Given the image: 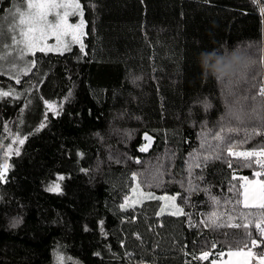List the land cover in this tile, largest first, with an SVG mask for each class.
I'll use <instances>...</instances> for the list:
<instances>
[{
	"label": "trees",
	"instance_id": "trees-1",
	"mask_svg": "<svg viewBox=\"0 0 264 264\" xmlns=\"http://www.w3.org/2000/svg\"><path fill=\"white\" fill-rule=\"evenodd\" d=\"M79 2L87 55L77 46L35 53L19 84L0 76V90L22 94L0 99V166L13 150L0 182V264H211L249 244L244 228L201 221L213 212L221 224L262 215L240 199L256 158L227 149L264 143L253 134L264 129L253 118L254 109L264 116V0ZM226 66L231 84L218 78ZM41 97L63 110L37 131ZM144 135L154 141L140 151ZM132 179L144 193L175 197L184 215L155 214L157 200L121 208L126 198L134 205Z\"/></svg>",
	"mask_w": 264,
	"mask_h": 264
},
{
	"label": "snow or ice",
	"instance_id": "snow-or-ice-1",
	"mask_svg": "<svg viewBox=\"0 0 264 264\" xmlns=\"http://www.w3.org/2000/svg\"><path fill=\"white\" fill-rule=\"evenodd\" d=\"M68 9L71 8L74 13L78 12L81 16L80 22L77 25H70L67 23V16L69 13L67 11H64L63 16H61L60 12H56V17L58 18L56 20L55 24H52L48 20V13L51 9ZM262 12H264V9H261ZM9 23L10 27L5 29L3 26H0V41H2L4 38H10L11 39V45L4 44L3 47L5 49L9 47H13L14 50H18L20 58H23L24 55L31 53L32 55H35V52L38 50L40 52H46V51H60L59 47V41L61 34H67V32L70 30L72 33V38L75 42L80 43L81 52L84 53V55H87L86 52H84V45L81 42V37L85 35L82 30L85 27V21L83 20V9L79 3V0H72L71 3H42V2H35V0H17V3L12 5V10L9 12ZM18 17V23L15 22ZM18 30V31H17ZM49 30L53 31V34L56 35V39L58 42L57 47H49L47 45L40 47L39 45L42 44L46 38L47 33ZM64 50H70L67 45L64 46ZM219 54V52H217ZM6 57H0V59H4ZM32 65H35V61H32ZM13 69H15V64L12 65ZM16 79V83L19 84L20 80L17 77H13ZM219 79L227 80L229 84L232 83V80L230 77L227 76H218ZM231 91L229 90V95H231ZM21 93H17L14 90L9 91H3L0 90V99H3L5 97H11L13 99H20ZM71 93H69V96ZM259 96L264 97V87H261L259 90ZM67 99V97L65 98ZM255 99V97H253ZM41 100L43 104L45 105L46 112H45V122H42L37 129L39 131L40 129H43L46 127V121L48 118V113L51 112L53 117H58L62 114L63 105L62 104H54L50 103L47 100H44L43 97H41ZM30 103V102H29ZM27 106V105H25ZM205 107H210L209 104L205 102ZM23 111V109H21ZM228 114L235 117L236 119H240V113H237L233 111L232 107L229 106ZM253 118L257 119H264V116L261 115V113L257 110H253ZM5 129H7V125L4 126ZM224 131V129H221V132H218L214 135V139L217 141H221L224 139V137L221 135V133ZM231 131V130H230ZM254 135H264V132H257L254 130ZM26 138H19L18 136L15 138L16 143L19 145H23ZM145 139L150 140V137L145 136ZM147 149L145 147H141L140 151H146ZM11 145L9 146V150L5 152V163L0 166V182H6V173L8 172L10 165L6 162L7 157L12 152ZM228 154L230 156H236V157H243L245 159H251L256 158L255 163L260 166L261 169H264V159H260V157H264V148H261L259 151H250V152H233L232 147H229L227 149ZM14 154L19 156L20 151L19 148H16L14 150ZM212 158V157H205V160ZM214 158L219 159L220 156H215ZM139 162V161H138ZM199 167V165H197ZM230 168L232 167L231 163L228 165ZM251 167V163L248 165ZM255 176L260 177L264 176V171H259L255 173ZM235 178V177H234ZM63 179V177H61ZM245 181V184L243 185L244 192V206L245 208H258V209H264V180H256V181H249L247 177H242ZM59 185L57 184L55 187L50 188L49 191H59ZM231 190V189H230ZM149 198H153L152 194L149 193ZM159 199H169L168 197H159ZM173 201L176 199L175 197H171ZM213 200L219 204V201L216 200L215 197H213ZM255 202V203H252ZM134 205H129L126 202L121 205V208H127ZM163 212V209L161 210ZM172 215H184L183 210L180 209L178 206L176 207V211L171 213ZM231 220V217L228 218ZM243 219L248 220V223H229V224H221L219 222L220 217L216 212H213L209 215L207 220L201 221L204 227H232V228H244L246 231V234L250 238V243L244 245V249H240L236 252L229 251V256L234 257H241L242 259L238 262V264H250L252 260L256 261V264H264V252L257 254L254 249L257 248H264V214L260 215L259 217L253 216L251 219H249L248 216H244ZM100 227L101 230H103V221H100ZM255 229L257 236L255 238L252 237L251 231H249L250 228ZM87 227L85 228V231H87ZM215 247V245H213ZM246 249V250H245ZM96 255H99V253H96ZM210 253L209 252H203L201 253L199 259L201 260H207L209 258ZM223 255V254H221ZM212 264H215V261L212 262Z\"/></svg>",
	"mask_w": 264,
	"mask_h": 264
},
{
	"label": "rangeland",
	"instance_id": "rangeland-1",
	"mask_svg": "<svg viewBox=\"0 0 264 264\" xmlns=\"http://www.w3.org/2000/svg\"><path fill=\"white\" fill-rule=\"evenodd\" d=\"M35 2H42V3H71L72 0H35ZM17 3V0H0V26H3L5 29L10 27V17L9 12L12 10V5ZM80 3V2H79ZM81 5V4H80ZM83 9V8H82ZM60 12L61 16H63L64 11H67L69 15L67 16V23L70 25H77L80 22L81 16L78 12L74 13L71 8L68 9H51L48 13V20L52 24L56 23V20L58 19L56 17V12ZM83 20L84 18V12H83ZM18 23V17L16 21ZM18 31V30H17ZM84 33H86V21H85V27L82 30ZM86 35V34H85ZM83 35L81 37V42L83 43V39L85 37ZM4 44L11 45V39L10 38H4L2 41H0V57H6L4 59H0V76H6L7 78H10L12 80H15L13 77L19 78L20 76L27 75L33 68L32 61L36 62V56L32 55L31 53H28L23 56V58H20L18 50H14L13 47H9L5 49L3 47ZM49 46V47H57L58 42L56 39V35L53 34L52 30H49L47 33L46 40L40 44V47L43 46ZM67 45L70 50L74 46L80 47V43H77L72 38V33L69 30L67 34H61L60 41H59V47L60 51H46V52H40L36 51L35 53H41V54H61L68 52L70 50H64V46ZM15 64V69H13L12 65ZM262 81H264L262 79ZM264 130V129H263ZM120 131V130H119ZM260 149V148H259ZM258 150V149H256ZM254 150V151H256ZM250 179V178H248ZM245 182V181H244ZM242 194L244 192V188L241 189ZM149 193H144L140 188H138V185L135 183V181L132 179L131 185H130V202L134 204V206L140 205L142 201H148L149 203H146L147 207L155 206L154 202H151L152 200H157V204L153 211L155 214L159 215L162 213L171 214L176 211L177 205L175 204V200L173 201L170 199L172 196H155L152 195L153 198H149ZM159 197H168L169 199H159ZM244 199V197H243ZM243 205V204H242ZM179 207V206H178ZM163 209V212L161 210ZM242 258L239 257L233 258L229 257L225 260H218L217 258H214L213 261H215V264H238V262Z\"/></svg>",
	"mask_w": 264,
	"mask_h": 264
},
{
	"label": "crops",
	"instance_id": "crops-1",
	"mask_svg": "<svg viewBox=\"0 0 264 264\" xmlns=\"http://www.w3.org/2000/svg\"><path fill=\"white\" fill-rule=\"evenodd\" d=\"M259 171H260V169L257 170V172H259ZM248 180H249V181L264 180V176L257 177V176H255V174H254V175L251 176L250 179H248ZM244 184H245V182L242 183L241 189H242V187H243ZM240 199H241V203L244 205V202H243L244 199H243L242 191H241ZM252 203H255V202H252ZM241 249H244V247H242ZM239 250H240V249H239ZM245 250H246V249H245ZM230 251H232V252H236V251H238V250H230ZM228 253H229V251L222 252V253H220L216 258H217L218 260H225V259H228V258L230 257V256L228 255ZM221 254H223V255H221ZM257 254H258V253H257ZM200 255H201V254H200ZM231 257L239 259V257H234V256H231ZM212 262H213V260L211 261V264H212ZM250 264H256V261H255V260H252V261L250 262Z\"/></svg>",
	"mask_w": 264,
	"mask_h": 264
},
{
	"label": "built area",
	"instance_id": "built-area-1",
	"mask_svg": "<svg viewBox=\"0 0 264 264\" xmlns=\"http://www.w3.org/2000/svg\"><path fill=\"white\" fill-rule=\"evenodd\" d=\"M261 87H264V81H262L261 84L258 85V91L260 90ZM263 132H264V130H263ZM261 148H264V143H263V146ZM260 149H258L256 151H259ZM260 159H264V157H260ZM259 169H260V171H264V169H261L260 166H259ZM262 214H264V209H262ZM254 232L256 233L255 230H254ZM254 251L256 253L260 254V253L264 252V248H257V249H254Z\"/></svg>",
	"mask_w": 264,
	"mask_h": 264
},
{
	"label": "clouds",
	"instance_id": "clouds-1",
	"mask_svg": "<svg viewBox=\"0 0 264 264\" xmlns=\"http://www.w3.org/2000/svg\"><path fill=\"white\" fill-rule=\"evenodd\" d=\"M221 73H223L225 76H231L233 69L231 66H226L218 69Z\"/></svg>",
	"mask_w": 264,
	"mask_h": 264
},
{
	"label": "water",
	"instance_id": "water-1",
	"mask_svg": "<svg viewBox=\"0 0 264 264\" xmlns=\"http://www.w3.org/2000/svg\"><path fill=\"white\" fill-rule=\"evenodd\" d=\"M144 136H146V135H144ZM144 136H143V137H144ZM153 141H154V140H152L151 138H150V140L147 139V143H146V145H145V148H149V147H151Z\"/></svg>",
	"mask_w": 264,
	"mask_h": 264
}]
</instances>
